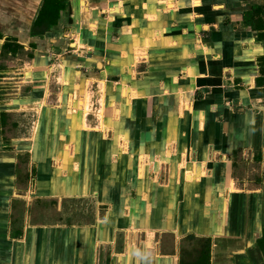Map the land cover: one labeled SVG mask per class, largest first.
<instances>
[{
  "label": "crops",
  "instance_id": "crops-1",
  "mask_svg": "<svg viewBox=\"0 0 264 264\" xmlns=\"http://www.w3.org/2000/svg\"><path fill=\"white\" fill-rule=\"evenodd\" d=\"M42 1L0 0V264H264V0Z\"/></svg>",
  "mask_w": 264,
  "mask_h": 264
},
{
  "label": "trees",
  "instance_id": "trees-1",
  "mask_svg": "<svg viewBox=\"0 0 264 264\" xmlns=\"http://www.w3.org/2000/svg\"><path fill=\"white\" fill-rule=\"evenodd\" d=\"M65 1L64 0H43L42 5L38 11V16L36 17L35 21L33 22L32 26V33L35 31L34 28L42 27L43 30H48L51 27L55 26L60 18V12L64 9ZM253 13H262L264 14V7H254ZM252 15V12H250ZM20 47L19 44L12 42L11 40L7 39L3 45V49L15 51ZM264 60V58H262ZM263 71V70H262ZM257 83H264L260 79L257 80ZM261 246L264 248V233L262 240L260 241Z\"/></svg>",
  "mask_w": 264,
  "mask_h": 264
}]
</instances>
